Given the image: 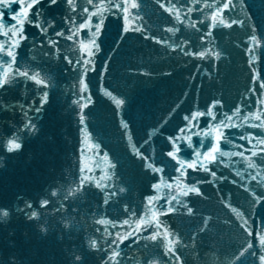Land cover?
Listing matches in <instances>:
<instances>
[{
    "label": "water",
    "instance_id": "obj_1",
    "mask_svg": "<svg viewBox=\"0 0 264 264\" xmlns=\"http://www.w3.org/2000/svg\"><path fill=\"white\" fill-rule=\"evenodd\" d=\"M104 1L102 4L93 0V4L85 5L82 0H73L75 12L65 0L54 5L49 0L39 3L7 0L12 10L0 8V20L7 24H0V45L11 48L14 56L13 60L0 51V65L4 67L0 77L19 67L30 74L40 73L41 78H50L48 103L36 120L37 131L25 135L19 151L6 152L5 148L23 118L15 109L0 110V141H3L0 209H14L26 200L39 208L49 188L68 193L62 213L56 211L55 203H49L48 209L43 210L40 225H47L46 234L36 220H28L15 211L0 219V264H77L74 260L77 255L81 264H105L109 257L120 264H169L170 257L165 255L160 237L150 238L157 232L163 236L165 228L180 240L176 245L180 264H261L259 257L264 255V250L258 245V236L264 228V199L254 204L252 193L245 188L255 189L257 196L264 194V184H257V180L264 178V151H261L264 144H257L258 140H264V127L250 126L260 121H245L244 117L260 115L264 119V88L260 87V82H264V40L256 49V60L251 67L252 56L247 52L253 47L250 42L253 25L257 38L264 37V0H243L231 11L224 10L223 24L219 23L220 14L213 21V10L196 3L190 13L181 11V17L187 14L191 18L183 22L176 19L175 8L170 14L157 0H143L139 9H130L132 13L139 11L140 16L127 24L124 14L114 7L103 11L101 30L96 35L99 51L92 57L94 70L87 73V94L92 102L81 108L86 101L80 99L83 85L78 86L80 71L76 70L79 66L75 61L87 58L83 44L94 47L90 42L99 14L91 16L92 31L78 30V26L88 13L108 6V0ZM5 2L0 0V4ZM131 2L124 0L126 6ZM27 3H33L34 7L24 8ZM164 3L170 7L168 0ZM176 5L186 8L188 4L176 0ZM82 6L88 13L81 12ZM200 8L202 11H196ZM22 12L39 19L42 26L54 25L48 27L47 34L58 41L55 55L51 54V47L33 48V41L46 45L47 40L37 27L27 22V17H20ZM32 13L39 15L32 17ZM13 16L25 19L23 32L27 36L16 47L13 45L19 37L10 32V27L17 25ZM237 17L238 22L229 27L230 20ZM192 21L196 22L195 28ZM125 26H143L144 30L125 33ZM169 28L173 31H167ZM60 31L66 36L73 32L76 35L72 40L54 35ZM5 32L9 35H3ZM176 45L183 46V51ZM184 51L194 55H184ZM201 52L203 57L199 55ZM68 59L73 63H68ZM4 61L11 63L5 65ZM257 72L259 81H256ZM24 87L23 83L5 85L7 92L3 94L0 90V98L5 103L20 101ZM27 87L25 104L39 95L36 90L39 86L34 81H28ZM116 100L123 103L117 105ZM237 109L238 116L234 115ZM206 110H211L216 121L225 115L232 120L226 121L228 127L216 128L209 115H197ZM80 113L85 115L83 124L78 118ZM186 116L195 117L193 125L198 122V126L189 125ZM124 123L128 129H124ZM210 126L212 135L208 139L221 151L229 152L227 156L213 153L214 163L203 156L197 158L194 148L187 146L189 136L194 146L205 139L191 132L208 130ZM221 133L235 134V138L230 137L229 143L221 138L217 144L215 138ZM253 134L252 143L240 138L244 135L251 139ZM177 136L181 149L178 159L186 162L183 168L168 156L169 151H174L169 138ZM245 149L257 152V156H251V151ZM137 151L150 157L149 162H154V167L161 171L147 169ZM203 151H210L207 142ZM241 151L256 163L255 169L248 168L249 161L235 154ZM192 162L197 164L196 170L187 167ZM255 172L260 176L252 180L249 174ZM156 184L160 187L155 188ZM193 186H198L200 194L182 195ZM118 189L123 191L112 196ZM105 192L110 196L107 204ZM173 196L177 200H172ZM169 207L174 210L168 212ZM161 211L165 214L161 215ZM238 212L242 216H237ZM101 220H107L108 224H101ZM244 220L248 221L251 236L240 226ZM157 221L160 228L155 227ZM113 224L116 227H110ZM109 233L120 236L131 233L120 243L119 257L113 256L109 247L112 239ZM91 240H96L103 250L90 248ZM249 240L253 244L249 252L254 254L245 253L237 260L235 257ZM171 264L177 261L171 260Z\"/></svg>",
    "mask_w": 264,
    "mask_h": 264
},
{
    "label": "snow or ice",
    "instance_id": "obj_2",
    "mask_svg": "<svg viewBox=\"0 0 264 264\" xmlns=\"http://www.w3.org/2000/svg\"><path fill=\"white\" fill-rule=\"evenodd\" d=\"M17 2H19V0H17ZM58 2V0H49V4L50 5H54ZM83 3L86 4H93V0H82ZM243 0H218V7L216 6V0H213V3H209V0H185V3L188 4L189 6H187L186 8H178L176 5V0H168V5L167 6L164 3V0H157V3L160 4V6L162 8H164L166 11H169L170 14L172 13V9H176L175 11V16L176 19L180 22H183L184 19H191L190 16H188L187 14H185L184 17H181L180 13L181 11H184L185 13H190L191 11H193V6L195 3H200L203 7H208L210 9L213 10V16L212 19L213 21L216 20V14H220L221 15V20L219 21V23L223 24L225 23L224 19H223V12L224 10H228L231 11L236 3H242ZM35 3H39V0H35ZM65 3L71 6V10L73 12L76 11V5L73 3V0H65ZM143 3V0H139V2H137V0H132V2L130 3V5H125L124 4V0H118V2L113 3V0H108V6H106L104 9H100L97 8L96 11L90 12L88 13V9L86 7H81V12L82 13H88L87 16L83 17V22L78 26V30L84 29V28H88L89 31H92V28L89 27V23L91 21V16L93 15H97L99 14V22L94 25L93 27L95 28V31L92 32V39H91V45L94 47H90L89 44H83L82 46L87 50L86 51V57L85 59H77L75 61L76 65H78L79 67L76 69L77 71H80V75L77 77V81H78V86L79 85H83L82 88H80V92L82 93L80 99L86 101L85 103L81 104V108H85L88 107V105L92 102L91 101V95L87 94L88 93V82H87V73L88 71H92L94 70V68L92 67L93 61H92V57L96 54V52L99 51V44L96 42V35L97 33L100 32L101 30V24L103 22V11L106 10H111L112 7H114L116 9V11H119L121 13H123V19L125 20L126 24L127 22L132 19L133 22L135 21V19H138L140 16L139 11H136L135 13H132L130 11V9H139V5ZM94 7H96V5H93ZM24 8L27 9H31L32 7H34L33 3H27L23 6ZM0 8H7L8 10H12L11 9V4L7 2L0 4ZM202 8L200 9H196V11H202ZM115 14V13H113ZM20 17H27V22L29 24H33L35 27H37L41 34L45 36V39L47 40V44H41V45H37L35 41H33V48H37L39 47L40 49H43L44 47H51L53 49V52L51 53L52 55H55V52L58 50V41L53 40L51 37H48V27H54V25H47V26H42L41 22L39 21V19H34L31 17H28V13L27 12H22L19 14ZM39 14L38 13H32V17H37ZM13 20H17V25L10 27V32L11 35L13 36H17L19 37L18 41L13 45V47L18 46L19 41L25 40L27 39V36L24 34L23 32V24L25 23V19L24 18H20L18 19L17 16H13L12 17ZM71 20V18H69ZM239 20V18L237 17V19H233L230 20V22L228 23V26L230 27L232 24L237 23ZM74 23V21H72ZM240 23H245L246 21H239ZM201 23H203V21H201ZM0 24H5V26H7L6 22L3 20H0ZM192 26L195 28L196 27V22L192 21ZM213 27H215L216 25L213 24ZM253 31L252 34L250 36V42L253 43V47L248 48L247 52L252 56V62L250 64V67L252 65H254L255 60H256V49L261 47V41L264 40V37L261 38H257L256 35V31H255V26H252ZM143 26L140 27H136V26H132V27H128L125 26L123 28V31L125 33L129 32V31H143ZM179 29H176V31H178ZM167 31L172 32L173 29L169 28L167 29ZM3 35L8 36L9 33L5 32L3 33ZM55 36H59V37H65L68 40H72L73 37L76 35L75 32H73L71 35H65L64 31H60V32H56L54 33ZM207 35H211V32L207 33ZM145 38L148 39L149 37L147 36V34L145 33ZM152 39L155 40V42L160 43L161 41L155 37H151ZM177 47H181V51H183V46L181 45H176ZM0 51H4L6 52V54L8 56H12L13 60H14V56H13V51L11 50V48L9 49H5L3 45H0ZM49 53H45V55H48ZM184 55H194L191 52L188 51H184L183 52ZM199 55L201 57L204 56V53L201 52L199 53ZM2 59V58H0ZM11 61H4L3 64L7 65L10 64ZM68 63H73V61L71 59H68ZM4 72V67L3 65H0V73ZM20 77H23L24 79L21 80ZM49 80L50 78H41L40 77V73H29V71L27 70H20L19 67L16 68V70L12 73H5L3 75V77H0V90H3V94H6L7 89L5 88V85H8L9 87L13 86L14 84H20L23 83L24 84V94L22 96V99L20 101H11L8 103H5L4 100L2 98H0V110L3 111H12L13 109L17 110L20 115L22 116V121L20 123L19 126H17L14 129V134L12 135L11 139L8 141V146L5 148L6 152H13V151H19L23 144H24V140H25V135L27 134L28 136L32 135L33 133H35L37 131V126H36V120L39 118V113L43 111L44 105L46 103H48V87H49ZM259 74L257 72L256 74V81H259ZM28 81H34V84L36 86H39L36 90L39 93V95L37 97H35L30 103L25 104L24 101L27 99V92H28ZM260 87L264 88V82H260ZM87 94V95H84ZM106 95H110L111 93H105ZM39 99L40 103L37 104L36 100ZM77 103H79V101H77ZM117 105L122 104L123 102L121 100H116ZM213 108L216 107V105L212 106ZM239 109H237L236 113L234 115H239ZM35 115H32V114ZM197 115H209L211 117V120L214 123V127L219 128L221 125H223L224 127H228V124L226 123V121H230L232 120L231 116L225 115L224 119L220 120V121H216V117L215 115H212L211 110H206L203 113H197ZM78 118L81 122V124H83L85 122V115L83 113L78 114ZM185 119L188 121L189 125H192L193 127H197L198 126V122L197 125H193V120H195V117H190V116H186ZM245 121L248 120H257L260 121L259 124H251L250 126L253 127H264V119L261 118L260 115H253L251 117H244ZM233 127H235L236 125L233 124ZM124 129H128V124L124 123L123 124ZM184 129H181V132H184ZM189 131L191 132V128H189ZM191 135H196V136H201L203 135L205 139H202L199 141V144L194 146L191 142V136L188 137V147H193L194 151H195V155L197 156V158H200L201 156H203V159H207L209 160L210 163H214L216 161V156L213 155V153H219L220 156H227L229 155V152L227 151H221L220 148L216 145L212 144L211 139H208L209 137H211L212 135V126H210V128L208 130H199V131H195V132H191ZM230 137L231 138H235V134L230 133L228 136H225L223 133H221L220 137H216L215 139L217 140V144L219 143V140L221 138H223V140L225 141V143H229L230 142ZM241 139H247L248 143H252V140L255 139V134H253L252 138L249 139L247 136L241 135L240 137ZM172 147L174 149V151H169L168 152V156L172 157V159L177 161V164L183 168L185 165V161L178 159L177 153H179L181 151L180 147H179V141H180V137H174V138H169ZM207 142V148L210 149V151H203L205 148V144ZM257 144H264V140H258ZM3 145V141H0V146ZM98 147V145L96 146ZM233 147H243L242 145H235L233 144ZM255 147V145H254ZM244 151H251L250 149H245ZM244 151L235 153L236 155L241 156L242 158H244L245 160H248L249 162L247 163V167L248 168H252L255 169L256 168V163L254 161H251L249 157H245L244 155ZM261 151H264V149H261ZM137 156L139 159L144 160L146 162V167L147 169H151L154 172H160L161 169L159 168H155L154 167V162H149L150 161V157L143 155L142 153H140L139 151H137ZM107 155V154H105ZM251 156L255 157L257 156V152L255 151H251ZM203 166V165H201ZM187 167L189 168H193V170H196L197 168V164L195 162L192 163H187ZM205 171H211V169L205 168ZM183 175V172L181 173ZM213 176H215V173H212ZM237 175L241 176V179H243V175L241 173H237ZM251 176L252 180H257V177L260 176L259 172H255L254 174L250 173L249 174ZM84 180H87V177H84ZM235 183V181H233ZM257 184H264V178H261L260 180H257ZM98 186L105 188L108 187L107 185H99ZM155 188H159L160 185L156 184L154 185ZM170 187V185H169ZM246 191H249L252 193V198H253V203L254 204H259L261 199H264V194H261L260 196H257L255 193V189H251V188H245ZM119 191H123V189H118L115 190L111 193L112 196H115L117 194V192ZM190 192H195L196 194H200L199 193V188L198 186H193V187H189L186 188V190L183 191L182 195L183 196H187ZM105 195V199H104V203L107 204L109 203L110 200V196L107 192L104 193ZM68 198V193L65 192L63 189H61L59 192L56 190H53L52 188H49L46 190V194L44 195V197L42 198L39 208H34L33 204L31 201H24L23 205H19L17 204L15 206L14 209H7V210H3L0 209V219H5L7 217L10 216V214L12 213V211H15L16 213H20L23 214L25 216L26 219L28 220H36L38 227L41 228V231L44 232L46 234L47 231V225H40V219L43 215V210L48 209V205L49 203H55L56 206V211L58 213H62L64 211V204L63 201H65ZM18 199H22V198H18ZM57 200L60 201V203H57ZM172 200H177V196H173ZM149 203H151V200L149 201ZM167 203L171 204V201H167ZM174 208L173 207H169L167 209L168 212L173 211ZM234 210V209H233ZM191 208L188 209V212L191 213ZM165 214V212L161 211L160 213ZM237 216H242L241 213H237ZM101 224H108L107 220H101L100 221ZM122 223L127 224V221H123ZM249 236L252 235V232L250 230V226L248 224L247 220H244L243 223L240 225ZM110 227H116L115 224L110 225ZM155 227L160 228L161 225L160 223L157 221V223L155 224ZM107 231V229H97V231ZM146 230V229H145ZM131 235V233H129L128 235L125 236H120L119 233H109V236L112 237V239L108 242L109 243V247L112 250V254L115 257H119L121 255V251L119 248L120 243L123 242L124 239H127L129 236ZM158 237H160V243L164 246L165 248V255H168L170 257V261L169 264H171V260H176L177 264H180V258L179 256L176 255V245H178L180 243V240L178 237H176L174 234L170 233L166 228L163 231V236H161L160 232H157L153 235H151V239L152 240H157ZM258 245L259 247L264 250V228H262L261 233L258 236ZM159 246V245H158ZM90 248L96 250V251H101L103 250L102 246H98V243L96 240H91L90 241ZM253 248V244L252 242L249 240L246 242V246L243 248L242 251L239 252V254L235 257L237 260H240L241 257L244 256L245 253H249V254H254L249 252L250 249ZM261 264H264V255H261L259 257ZM74 260L77 262V264H81V257L79 255L74 257ZM105 264H120L119 261H113L112 257H109L108 261L105 262Z\"/></svg>",
    "mask_w": 264,
    "mask_h": 264
}]
</instances>
